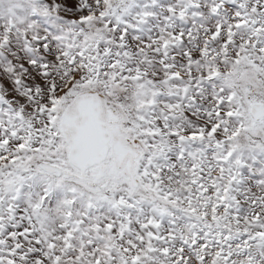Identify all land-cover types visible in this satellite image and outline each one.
<instances>
[{
  "label": "snow or ice",
  "instance_id": "1",
  "mask_svg": "<svg viewBox=\"0 0 264 264\" xmlns=\"http://www.w3.org/2000/svg\"><path fill=\"white\" fill-rule=\"evenodd\" d=\"M0 264H264V0H0Z\"/></svg>",
  "mask_w": 264,
  "mask_h": 264
}]
</instances>
